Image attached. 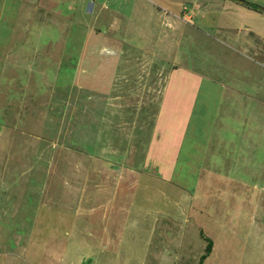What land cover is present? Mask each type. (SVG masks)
I'll list each match as a JSON object with an SVG mask.
<instances>
[{
    "label": "rangeland",
    "instance_id": "rangeland-1",
    "mask_svg": "<svg viewBox=\"0 0 264 264\" xmlns=\"http://www.w3.org/2000/svg\"><path fill=\"white\" fill-rule=\"evenodd\" d=\"M236 2L0 0V264H264V15ZM186 132L226 164L161 173Z\"/></svg>",
    "mask_w": 264,
    "mask_h": 264
},
{
    "label": "crops",
    "instance_id": "crops-1",
    "mask_svg": "<svg viewBox=\"0 0 264 264\" xmlns=\"http://www.w3.org/2000/svg\"><path fill=\"white\" fill-rule=\"evenodd\" d=\"M230 2H236V1H234V0H229ZM237 4H240V6L243 4V2L241 1H238V2H236ZM237 10H238V12H237V14L239 15V17L240 16H242V19H244V18H249V19H251V20H254V19H252V17H257V16H259L260 17V15H264V12L263 13H258V12H256L255 10H253V9H251V8H248V7H244V6H241V7H237ZM5 12L3 11V9H1V15L2 14H4ZM264 24H262V26H263ZM246 28H247V26H246ZM252 28V31H253V26L251 27ZM262 28H260V29H258V31L256 32V33H259L260 35H263L264 33V31L263 30H261ZM263 33V34H262ZM258 34V35H259ZM8 46H9V44L8 43H6V45H5V49L7 50L6 52H5V54L7 55V57H11V55H13L14 54V52H10V49H8ZM105 50L106 49H108V50H110L109 48H107V47H105L104 48ZM107 55H109V54H107ZM111 55V54H110ZM149 74V73H148ZM161 74H162V72L159 74L160 76H161ZM196 75V74H195ZM148 86V87H147ZM146 93H150V95L151 94H153L154 92H155V89H154V87H153V85H152V87H149V85H146ZM200 90L201 89H199L198 91L200 92ZM142 103H140V105H141ZM203 111V112H202ZM202 111H201V113L202 114H205V113H207L208 114V110H207V108H202ZM207 114L204 116V117H206L207 116ZM209 123V122H208ZM206 121L205 122H203V120H201V121H198V127H199V131L202 133V132H205L206 130H205V128H208V124ZM191 125L189 124V125H187V127H190ZM175 132V131H174ZM189 134L186 132L185 133V135L184 136H181V137H179V135H177L176 133H175V135H167V136H164V138H163V140L162 141H164L165 142V144H169V146H168V148H172L173 149V147H175V145L174 144H178L175 148H178V150L176 149V150H174L173 151V156H175L176 155V163L174 164V166L173 167H171V168H169L168 166H165V164L161 161V159H162V157L161 158H159L155 163H156V166H159L161 169H160V172L161 173H168V175H178V178H180V179H182V174L180 175V172L177 170L178 168L176 167V165L177 164H179V162H180V159L181 158H183L184 156V148L186 147V144L187 143H191L192 144V146H191V150H190V153H192L193 155H194V157H192V159L190 158L189 160H187L186 162H187V164H193V166L195 165V161L196 160H198L199 162H202V160L204 161V162H207L206 164H209V163H211V162H209L208 160L209 159H211V158H214V159H217L219 162H225V164H226V159L227 158H225V157H221L220 155L218 156V155H216V154H214V153H211V151H210V149H209V140H208V138L207 137H205V138H203L204 136H200V135H196V134H194L193 135V137L191 138L190 136H188ZM166 152H168L169 153V151H166ZM167 153V154H168ZM160 155H163L162 154V152L161 153H159ZM169 155H170V153H169ZM126 156L127 155H122V156H120V158H119V160H122V163H124V161H123V159H125L126 158ZM173 156H172V160L171 161H174L175 159L173 158ZM212 156V157H211ZM196 157H198L197 159H196ZM199 157H202V158H199ZM211 157V158H210ZM194 158H195V160H194ZM204 158V159H203ZM112 161V160H109V158L107 159V158H104V161H106L107 162V165H109V167L113 170V169H117L118 167H117V165L116 164H118V165H120V164H122L120 161ZM262 160H264V158H262ZM128 161H129V164L130 163H132V161H131V159H128ZM105 162V163H106ZM203 162V163H204ZM154 163V164H155ZM173 163V162H172ZM172 163H170V164H168V165H171ZM151 164V163H150ZM153 164V165H154ZM213 164V163H212ZM189 165V166H190ZM142 166H146V164L145 163H143L142 164ZM176 167V168H175ZM128 169L130 168V170L129 171H131L132 173L134 172V171H137V169H135V168H133V166H131V165H129L128 167H127ZM126 168V169H127ZM199 169H200V167H199ZM119 170V169H118ZM106 173L107 172H105L104 174L106 175ZM180 175V176H179ZM178 178H177V182L180 184V182H182V181H179L178 180ZM197 178H198V175H197ZM117 180V179H116ZM174 180V179H173ZM182 180H184V178L182 179ZM120 183V180L118 179V181H117V185L115 184V190L117 191V189H118V184ZM206 251H207V247H206ZM215 248H214V243H211V251L208 253V257L206 258V257H203V259H205V260H208V258L210 257V256H212V255H214L215 253ZM205 256V255H204ZM168 260V259H167Z\"/></svg>",
    "mask_w": 264,
    "mask_h": 264
},
{
    "label": "trees",
    "instance_id": "trees-1",
    "mask_svg": "<svg viewBox=\"0 0 264 264\" xmlns=\"http://www.w3.org/2000/svg\"><path fill=\"white\" fill-rule=\"evenodd\" d=\"M210 251H211V243H209L207 246V253H209Z\"/></svg>",
    "mask_w": 264,
    "mask_h": 264
},
{
    "label": "flooded vegetation",
    "instance_id": "flooded-vegetation-1",
    "mask_svg": "<svg viewBox=\"0 0 264 264\" xmlns=\"http://www.w3.org/2000/svg\"><path fill=\"white\" fill-rule=\"evenodd\" d=\"M237 1H242V0H237ZM242 2H244V1H242ZM245 3V2H244ZM257 7V6H256ZM257 9H259V10H262L263 12H264V9H262V8H260V7H257Z\"/></svg>",
    "mask_w": 264,
    "mask_h": 264
}]
</instances>
